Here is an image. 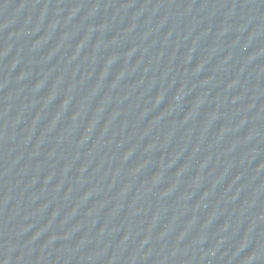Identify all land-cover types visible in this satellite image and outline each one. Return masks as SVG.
I'll return each mask as SVG.
<instances>
[{
	"label": "water",
	"instance_id": "water-1",
	"mask_svg": "<svg viewBox=\"0 0 264 264\" xmlns=\"http://www.w3.org/2000/svg\"><path fill=\"white\" fill-rule=\"evenodd\" d=\"M218 0H0V264H185Z\"/></svg>",
	"mask_w": 264,
	"mask_h": 264
}]
</instances>
